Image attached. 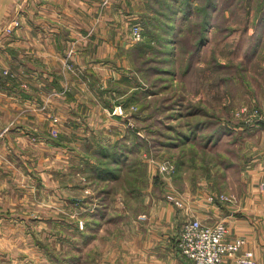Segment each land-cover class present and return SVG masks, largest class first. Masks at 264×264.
Listing matches in <instances>:
<instances>
[{"label": "crops", "instance_id": "crops-1", "mask_svg": "<svg viewBox=\"0 0 264 264\" xmlns=\"http://www.w3.org/2000/svg\"><path fill=\"white\" fill-rule=\"evenodd\" d=\"M103 1L0 0V264H195L176 244L184 221L193 217L209 225L225 221L227 236L243 239V250H252L255 264H264V120L239 123L216 142H210L207 150L218 154L219 161L208 159L203 170L176 165L172 176L161 174V160L144 159L145 150H138L133 143L131 128L126 132L128 120L123 121L124 127L120 125L109 115L112 103L98 99L108 82L117 84L128 79L131 63L125 51L131 40L127 30L135 12L139 17L151 16L149 0H109L106 6ZM244 24L257 39V26L251 20ZM261 24L258 30L264 27V20ZM211 33L212 29L205 43L210 44ZM205 43L201 48H205ZM69 58L74 65L84 68L83 72L68 69ZM88 77L96 79L99 87L91 85ZM65 88L70 99L54 94L51 100L52 91ZM45 101L47 110L40 107ZM258 102L264 106V96ZM67 107L77 112L76 120L64 118ZM51 108L55 109L59 123L72 120L82 126L89 124L108 135H91L89 147L96 160L90 170L104 171L99 157L108 155L107 149L113 151L111 155L115 153L113 146L121 141L126 146L118 150L128 156L139 154L146 178L128 194L123 188L113 195L112 187L102 186L90 199L78 202H83L82 209L74 214L86 224L82 228L76 223L78 238L73 258L56 262L48 250L47 253L34 244L27 228L30 219H55L50 217L56 213L55 207L57 217L63 219L66 194L59 190L58 196H50V192L44 196L51 180L43 177L48 173L43 169V193H36L33 169L19 164L23 153L20 150H35L30 137L39 131L34 129H44L52 123ZM10 123L15 124L12 131L3 133ZM82 126L77 128L82 130ZM119 129L123 130L120 136L111 134L113 130L120 133ZM82 132L88 143L91 131L83 128ZM46 145L45 151L51 147ZM130 160L120 162V170L113 177L92 176L93 183L118 184L127 167L137 165ZM169 193L180 199L183 206L168 200ZM216 193L234 198L223 202L211 200ZM117 224L122 228L121 235L112 231ZM223 264L240 263L227 257Z\"/></svg>", "mask_w": 264, "mask_h": 264}, {"label": "rangeland", "instance_id": "rangeland-1", "mask_svg": "<svg viewBox=\"0 0 264 264\" xmlns=\"http://www.w3.org/2000/svg\"><path fill=\"white\" fill-rule=\"evenodd\" d=\"M216 1L218 8L214 11L209 28V31L212 29L210 44L205 43L204 49H197V42L201 37L202 16L192 17L194 21L189 23L186 33L183 32L185 30L183 26L187 21L179 19L176 37L182 32L184 34L178 38L170 58H166L167 56L160 51L164 47L159 40L154 42L149 39L145 25L150 24L151 16L139 17L140 14L135 12L136 14L130 19L127 35L131 44L125 51L131 63L127 74L128 79L117 84L111 80L107 83L106 89L100 91L98 99L106 104L112 103L109 115L117 119L120 125L124 127L123 121L128 120V123L125 122L126 132L130 127L133 143L139 147L138 150H145V157H143L146 160L157 158L161 160L159 165L165 159L172 160L176 165L187 160L191 166L190 169L203 170L201 160L195 158L198 155L197 148L180 145L184 137L183 132L196 129L201 137L199 139L201 149L203 134L216 129L220 130V128L224 129V133L239 123L248 124L255 110L258 111L259 116L263 115L264 106L258 104V101L264 96V27L260 30L258 27L262 26L261 22L264 20V0ZM102 4L106 6L110 4V1L104 0ZM150 12L149 14H154L153 11ZM160 19L163 17L160 16ZM250 20L252 25L257 26L254 32H258L257 39L252 36L255 34H249V29H245L244 22ZM253 21L258 24L256 25ZM137 24L142 30V39L134 42L132 33L134 25ZM147 41H150L153 47L139 49L141 45H146ZM240 52L241 55H239ZM70 59L67 63L68 69L74 73L83 72L84 68L74 65ZM88 78L91 85L99 87L96 79L95 81L93 77ZM54 94L69 98L70 92L68 88L62 91L54 90L51 92V100ZM72 103L74 104V101ZM254 103L257 104L254 105ZM40 107L47 110L48 102L45 101ZM73 107H67L64 118L76 120L77 112L75 113ZM50 113L52 123L44 129H34L39 131L32 133L30 137L34 142L35 150H20L25 154H20L19 164L33 169L36 193L39 191L43 193L41 175L43 169L48 172L44 173L43 177H50L51 180L50 189L44 190V193L47 192L44 196L47 197L48 192L50 196H58L59 190L66 194L64 206L66 213L61 212L63 219L57 217L59 212L55 207L56 213L50 216L55 219L51 221L44 217L30 219L27 228L31 235L30 239L32 241L34 239V244L39 245L40 249L48 250L56 262L63 258H73L75 254V240L78 238L77 230L75 231L76 223L81 224L82 228L86 224L85 220L77 219L78 214H74L82 209L83 202H78L82 199L84 201L90 199L102 186L112 187L113 195H117L123 188L128 194L130 190H134L137 182H143L146 178L144 179V166L139 164V154L125 155L121 151L123 148L118 150L119 146L115 147L114 144L113 147L115 151L118 150L120 160L123 158L124 162L131 159L130 163L135 162L137 165L127 167L126 172L118 180V184L100 183L101 185L98 186L94 184L93 180L96 177L103 179V177L115 176L89 169L92 161L96 160L90 152L91 135L107 134L100 132L93 125L83 124L82 126L71 122L72 120L59 123L55 109L51 108ZM14 126L15 124L10 123L3 128L2 132L9 130L11 132ZM78 126H82V130L88 128L91 131L87 136L88 143L82 135L85 132L78 129ZM115 128L119 126L116 125ZM119 131L120 133L113 130L111 134L120 136L123 130L119 129ZM42 143L50 144L49 150L45 151L43 146H48ZM131 147L134 148L133 145ZM112 152L110 150L108 156L99 157L100 162L108 161L107 164L112 166L110 157ZM202 154L203 152L199 157H202ZM42 165L48 168L44 169ZM200 175L203 174L200 173ZM118 218L116 216V220ZM112 231L115 235L122 234V228L118 224L112 228ZM86 259L89 260L88 256Z\"/></svg>", "mask_w": 264, "mask_h": 264}, {"label": "trees", "instance_id": "trees-1", "mask_svg": "<svg viewBox=\"0 0 264 264\" xmlns=\"http://www.w3.org/2000/svg\"><path fill=\"white\" fill-rule=\"evenodd\" d=\"M149 7L153 11L154 14H151L150 17V24L145 25L147 27V33L150 36V40L157 41L159 40L161 42V45L164 47L161 48L160 51L163 52L167 57L170 58V55H172L173 49L176 48V43L178 42V38L187 32V26L190 22H193L194 16H202L201 17V37L198 40V47L197 49L201 48L203 44L208 39V31L211 25V20L214 16V11L217 10L218 4L216 0H149ZM182 15L181 17H179ZM160 16L163 17V19H160ZM179 19H183L182 21H187L186 24L183 26V32L181 35H177V22ZM190 26V25H189ZM144 44V43H143ZM146 45H141L139 49H147L148 46L152 48L153 46L150 45V41L145 43ZM139 47V46H138ZM169 60V59H167ZM154 69V68H151ZM197 127V125H196ZM193 129H190L188 132H183V140H181V146H186L187 148H197V156L195 158H198L201 160V163L204 165V163L210 159L211 161L214 160L218 162V154H213L210 151L207 150V146L210 142H216L221 134L223 133V130L220 128V130H213L208 133L203 134L202 139V148L200 149V142L199 139L201 138L199 136V133L196 132V129L192 131ZM136 136V135H135ZM143 142H145L143 139H141ZM177 141V139H176ZM119 146L120 148H123L126 146V143L121 144L120 142H117L115 144V147ZM134 147V146H133ZM110 149H107L105 151V154L108 153ZM118 150L115 151L111 155V163L112 166L110 168V165L106 163H103L105 165V170L102 171L104 174L108 175H117L118 170L120 169L119 165L120 162H122V158L120 160V156L117 154ZM203 152L202 157H199L200 153ZM117 154V155H116ZM108 156V155H107ZM187 157V155H185ZM115 164V165H113ZM118 164V165H117ZM108 166V167H107ZM185 166H189L188 161H182L178 164V168H182Z\"/></svg>", "mask_w": 264, "mask_h": 264}, {"label": "built area", "instance_id": "built-area-1", "mask_svg": "<svg viewBox=\"0 0 264 264\" xmlns=\"http://www.w3.org/2000/svg\"><path fill=\"white\" fill-rule=\"evenodd\" d=\"M134 26L133 41L138 42L142 39V30L138 24ZM262 113L263 115L259 116L258 111L255 110L250 116L251 120H264V112ZM159 170L168 178L175 173L176 164L170 159H165L160 163ZM166 198L178 206H183V202L171 193L167 194ZM233 198L234 195L225 193H216L210 197L211 200L221 202L231 201ZM227 232L225 221L209 225L193 217L184 221L176 244L181 253L195 264H223L227 257L234 258L240 264H255L254 252L242 248L244 240L230 239Z\"/></svg>", "mask_w": 264, "mask_h": 264}, {"label": "water", "instance_id": "water-1", "mask_svg": "<svg viewBox=\"0 0 264 264\" xmlns=\"http://www.w3.org/2000/svg\"><path fill=\"white\" fill-rule=\"evenodd\" d=\"M23 0H19V2L21 3Z\"/></svg>", "mask_w": 264, "mask_h": 264}]
</instances>
